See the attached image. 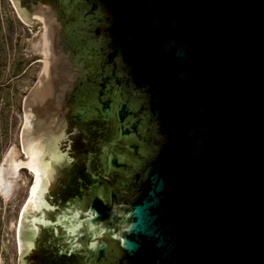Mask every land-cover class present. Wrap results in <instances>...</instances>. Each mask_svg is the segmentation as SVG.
<instances>
[{
  "label": "water",
  "instance_id": "obj_1",
  "mask_svg": "<svg viewBox=\"0 0 264 264\" xmlns=\"http://www.w3.org/2000/svg\"><path fill=\"white\" fill-rule=\"evenodd\" d=\"M76 1L100 73L138 101L148 140L120 206L96 196L73 230L117 213L113 264H264V0ZM14 3L25 22L40 19ZM48 20L34 44L43 74L23 103V148L41 177L20 222V264L22 235L59 167L48 147L58 130L42 116L55 81Z\"/></svg>",
  "mask_w": 264,
  "mask_h": 264
},
{
  "label": "flooded vegetation",
  "instance_id": "obj_2",
  "mask_svg": "<svg viewBox=\"0 0 264 264\" xmlns=\"http://www.w3.org/2000/svg\"><path fill=\"white\" fill-rule=\"evenodd\" d=\"M17 5L33 18L36 13L47 17L52 26L50 76L55 81L53 99L44 103L42 116L58 130L48 147L56 151L53 161L59 167L52 168L44 186L38 219L26 237L22 235L26 264H113L118 246L108 227L116 226L117 213L92 231L86 224L73 230L81 220L75 214L96 196L108 206H120L121 193L127 194L130 173L135 164L143 163L148 140L143 117L134 113L139 103L100 73V46L80 30L88 22L81 17L79 1L17 0ZM123 106L124 125L119 122ZM23 167L35 177L25 165L19 170ZM102 242L107 247L98 258Z\"/></svg>",
  "mask_w": 264,
  "mask_h": 264
},
{
  "label": "rangeland",
  "instance_id": "obj_3",
  "mask_svg": "<svg viewBox=\"0 0 264 264\" xmlns=\"http://www.w3.org/2000/svg\"><path fill=\"white\" fill-rule=\"evenodd\" d=\"M39 17L27 23L14 0H0V168L8 165L5 159L11 150L17 160L29 159L22 140L26 124L23 103L45 66V52L34 48L47 25V19ZM8 177L10 190L4 192L0 186V264H20V222L32 198L35 177L24 167Z\"/></svg>",
  "mask_w": 264,
  "mask_h": 264
},
{
  "label": "bare ground",
  "instance_id": "obj_4",
  "mask_svg": "<svg viewBox=\"0 0 264 264\" xmlns=\"http://www.w3.org/2000/svg\"><path fill=\"white\" fill-rule=\"evenodd\" d=\"M25 127H26V124H25ZM28 157H29V155H28ZM5 161H7L8 165L7 166L2 165V167L0 168V186L4 189V192H8L10 190V187H11V180L8 177V175L16 174L22 165H26L31 170H33L35 172V177H36L35 179L36 180H35L34 185L31 188V192H32V196H33V191L35 189L36 184L40 180L41 173L39 171H37L36 169H34L32 159L29 157L28 161H26V162L17 160L16 157H14V151L11 150V152L8 154ZM19 241H20V235H19Z\"/></svg>",
  "mask_w": 264,
  "mask_h": 264
}]
</instances>
